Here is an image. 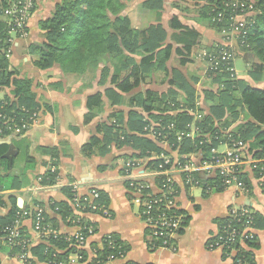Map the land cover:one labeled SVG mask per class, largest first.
Here are the masks:
<instances>
[{
	"label": "trees",
	"instance_id": "1",
	"mask_svg": "<svg viewBox=\"0 0 264 264\" xmlns=\"http://www.w3.org/2000/svg\"><path fill=\"white\" fill-rule=\"evenodd\" d=\"M11 1L0 0V16L1 10L9 6ZM188 1L200 6L202 18L213 26L217 33L219 28L211 22L208 16L209 7L206 5V0ZM252 1L254 2V13L247 20L249 28L245 45L238 47L235 58L238 54L244 56V63L247 65L250 78L259 80L264 74V0ZM35 2L36 0H33V10ZM162 3L163 0H143L141 8L154 13L156 15L154 21L159 22ZM128 6L127 0H62L55 5L49 18L38 23L45 41L41 44H32L28 48L31 55H39V59L34 62L36 67L47 70L57 65L65 78L80 79L84 88L91 86L90 82L102 62L106 59H117L111 77L108 67L102 68L98 84L104 85L110 77L109 83L114 88L106 90L104 95L111 105L125 106L127 112L118 111L110 117L113 123L100 125L98 132H101L102 138L92 137L82 147L83 153L91 154L96 148L105 150L107 146L114 144L118 148L127 147L135 151V154L127 158V161L145 159L146 168L157 169L158 166L163 165V161L158 157L161 154L166 155L160 146V142H163L169 146V149L177 150L178 159L175 160L177 168L187 162V159L182 158L183 155L195 154L200 157L201 163H204L208 160L210 151L220 145L230 146L233 143L243 142L248 145V152L251 153L253 159H261L264 156V131L261 129L264 125V89L252 88L244 81L233 79L230 73L206 72L211 81L218 84V89L203 92L205 101H209L211 105L208 107V113L199 120L194 119L198 111L195 89L190 81L175 69L170 74H166L167 77L170 76L168 81L170 89L167 92L159 94L145 91L128 98L124 97L143 84L154 71L165 72V63L169 60L172 51L170 45L163 47L166 33L160 23L149 24L142 29L133 30L131 28L126 14L129 10ZM171 28L176 31L171 36V40L182 45V50L189 54L197 45L199 35L194 30L181 26L175 18L171 20ZM7 30V26L0 23V88L12 89L11 92L17 98V102L13 103L7 98L1 100L0 114L13 113L24 116L26 112L31 114L40 108L30 97V81L12 78L16 76L15 72L8 71L6 53L9 49V36ZM177 52V55L181 54L180 51L177 50ZM187 62L189 61L183 58L179 63L184 66ZM86 106L88 110L86 118L90 119L94 113L101 111L102 95L97 93L89 96L86 99ZM137 110L144 113L146 117ZM241 112H245L249 120L239 124L232 131H227V127L238 120ZM190 125L196 129L195 136L178 139V134L189 132ZM5 152L6 146L0 145V158ZM48 152L54 156L53 150H48ZM172 162L173 159L170 158V164L163 166V169H168ZM181 174L183 181L189 177L203 185L204 191L208 188L210 191L207 193L222 192L226 189L220 177L202 181L197 171ZM42 181L51 185L55 181V176L47 172L42 177ZM164 181V176L157 173L153 184L156 188H160ZM237 183L240 186L248 185L242 174L239 175ZM124 185L127 190L139 187L142 193H149V190L142 188L141 183L125 181ZM96 192L99 199L95 204L107 207L106 196L99 191ZM159 195L156 197H160ZM127 196L131 199L129 194ZM67 198L69 201L66 203L52 205V209L60 216L64 224L81 230L93 226L83 217L75 215L76 212L92 213L88 209L87 202L83 204L80 201V208L74 209L73 212V194L70 190L67 191ZM18 212L19 210L13 207L6 217L0 218V237L4 236L1 230L13 223ZM163 212H166L164 208L158 207L153 214L157 216ZM174 212L181 214L180 211ZM43 218V227L56 234L41 239V246L26 249L27 252L31 251L40 262L67 264V257L77 255L80 257L79 261L84 264H107V259L117 254L119 250L125 255L127 253V247L114 235H110L102 239L100 249L93 244L89 246L92 254L89 259L85 250L77 249L73 238L68 241L69 237L58 233L55 221L47 218L45 214ZM250 219V227L254 232L259 227L261 219L253 213ZM217 226L218 231L228 226L243 229L241 222L228 218L217 221ZM148 235L151 238L152 247L159 244V241L152 239L150 232ZM254 238L247 242L248 248L255 247L252 242ZM214 241L216 240L212 238L208 243ZM3 249L7 247L0 242V251ZM227 250L226 248L223 250L225 256ZM21 252L22 249L18 247L11 251L9 256L12 257ZM236 258L241 259L242 264L253 263L252 253L245 250L237 253Z\"/></svg>",
	"mask_w": 264,
	"mask_h": 264
},
{
	"label": "crops",
	"instance_id": "2",
	"mask_svg": "<svg viewBox=\"0 0 264 264\" xmlns=\"http://www.w3.org/2000/svg\"><path fill=\"white\" fill-rule=\"evenodd\" d=\"M61 1L36 0L34 12L28 23L27 36L13 44L11 56L8 59V70L15 72L17 79L31 81L30 96L39 105L40 110H38L39 117L36 124L29 131L0 138L6 146V152L0 158V218L6 217L13 207L19 211L37 207L47 218L55 221L61 236L72 237L78 228L64 224L60 216L52 209V205L69 201L67 191L70 190L72 193L71 187L75 185L81 196L95 190L104 194L108 201L109 217L107 218L97 213H75L76 216L86 219L95 229V234L87 239L83 248L89 255V259L92 257L89 246L93 244L100 249L102 239L114 235L127 247L125 258L119 264H235L233 255L225 256L220 250L207 251L206 244L218 232L217 221L227 219L232 207H247L261 220L259 227L254 230L255 238L252 242L255 247L245 251L252 253V264H264V185L262 177L250 164L252 156L248 148L247 153L243 155L244 165L241 168V174L247 180L246 186L232 185L222 192L206 193L202 189L186 188L182 174L174 173L177 191L174 202L178 211L184 216V224L175 234L170 249H155L151 246V238L140 218L139 207L127 196L129 193L124 185V163L127 158L135 154V151L127 147L118 148L114 144L107 146L105 150L96 148L91 154H84L82 151V147L92 137L102 138L98 128L104 123H113V119L110 118L112 114L118 111L127 112L125 106L111 105L104 95L106 90L114 88L109 83L113 69L110 68V77L107 82L99 85L100 70L107 64L105 63L97 72L94 84L84 88L77 78H65L57 65L47 70L38 69L34 66V62L39 59V56L28 52L30 45L41 42L42 33L38 23L49 18L55 5ZM142 1L133 0L129 12L135 11L138 6L141 8ZM141 13L146 16V19L137 29L160 23L166 33L163 47L170 45L172 51L169 60L165 63V72L154 71L143 84L124 97L128 98L145 91L159 94L167 92L170 89L168 85L170 76L167 77L166 74H170L175 69L193 85L198 109L194 119L202 118L208 113V107L211 105L209 101H205L203 92L216 91L218 84L204 74L203 67L196 61L201 58L207 46L219 42V35L202 18L200 6L188 0H163L159 22L154 21L156 18L154 13L144 11L142 8ZM172 18H175L181 26L192 29L199 35L197 45L189 54L182 50V45L171 40V36L176 33L171 28ZM177 50L181 54L177 55ZM183 58L189 62L181 66L179 62ZM235 60L242 64L241 71L237 72L235 63L236 79L246 82L252 88L263 90L264 74L259 80H252L244 63V56L238 54ZM53 78L57 79L56 82L62 83L61 87L52 86L55 83L51 81ZM157 78H161L159 82ZM11 90L8 89L7 94ZM97 93L102 95L103 107L99 113H94L92 118L87 119L86 99ZM141 115L146 117L144 113ZM248 120L247 114L241 112L238 120L227 127V131H232ZM261 129L264 131V125ZM160 146L173 161L178 159L177 150L169 149L166 143ZM48 150H53L54 156ZM215 151L225 154L228 152V145H220ZM190 154L192 153L183 155L182 158H188ZM192 156L196 162L198 160L200 162L199 156L195 154ZM139 161L143 168L142 171H133L134 176L151 170L145 167V159ZM47 172L55 176V181L51 185L42 181V177ZM208 175L210 174L207 172L204 175L199 171L198 177L202 181L212 179H208ZM153 179L144 177L142 180L155 191L157 188L153 184ZM24 228L28 237L34 241L32 247L41 246L42 242L36 240L31 224L26 222ZM28 261H31L29 264H46L38 261L31 251ZM66 263L84 264L76 260L74 256H70ZM0 264L28 263L10 257L8 249H3L0 251Z\"/></svg>",
	"mask_w": 264,
	"mask_h": 264
},
{
	"label": "built area",
	"instance_id": "3",
	"mask_svg": "<svg viewBox=\"0 0 264 264\" xmlns=\"http://www.w3.org/2000/svg\"><path fill=\"white\" fill-rule=\"evenodd\" d=\"M10 4L13 5L1 10V17L7 19V26L11 32L18 33L21 37L24 36L25 38L27 36V18L29 12L34 8L33 0H13ZM206 5L209 7L208 16L211 22L218 26L219 31L217 34L221 37L214 51H210L208 54H202L204 63L207 66V72L212 74L230 72L231 74L234 72L235 52L238 47L241 48L245 45L249 28L247 26L249 25L247 20L251 18L254 13V2L252 0H206ZM9 19L13 20L10 25ZM8 53H10V51H8ZM231 77H233L232 74ZM38 117V111L31 114L26 112L24 116L13 113L0 114V138L2 139L9 135L26 133L36 124ZM195 132V127L190 125L189 132L187 134H178V139L192 138L195 136ZM162 144L163 142H160V145ZM247 147L248 145L243 142L233 143L228 146V152L225 154H219L213 149L210 151L208 160L204 163H201V161L199 162V160L197 163L196 159L190 154L188 158H185L187 162L183 164L182 167L178 166L176 168L175 166H177V163L173 161L166 170L163 169V166L170 164V156L161 154L158 159L163 161V165L158 166L157 169L151 168L149 172H141L139 176L133 175V171L135 170L142 171L143 165L139 160H130L124 163L123 179L131 183H141L143 185L142 188H145L146 191L149 190V193L145 192L144 194L139 187H135L134 189L128 190V193L131 197L130 200L139 207L140 218L149 230L152 239L154 241H159V244L153 246V248L170 249L175 234L184 224V216L174 212L178 211L174 202L177 192L173 178L174 173L189 174L201 171L205 175L207 172V174H210L207 176L208 179L220 177L222 179V185L226 189L232 185L240 186L237 183V179L244 165L243 155L247 153ZM198 158L200 159V157ZM261 163H264V156L258 160L253 158L250 159V164L253 166L254 171H257L256 173L262 177V184L264 185V165L261 166ZM157 173H161L165 181L162 187L153 191L154 189L151 190L150 185L146 184L142 179H144V177L153 179ZM183 184L190 189H202L203 192L205 189L203 185H200L197 181L189 177L183 181ZM71 188L73 193V212L74 209L80 208L79 202L82 201L83 204L87 202L90 212L97 213L105 218L109 217L108 208L106 206L95 204L99 199V195L95 190L81 196L78 194L77 186L74 185ZM207 191L210 190L206 188L205 192L207 193ZM156 193L160 194V197H156L158 195H155ZM158 207H163L166 212L155 216L153 212L157 210ZM79 213L85 214L83 212ZM251 215L252 213L247 207H232L229 210L227 218L241 222V227H243V229L230 226L222 228L213 237L216 241L213 243L207 242V251H223L226 248L228 249L227 256L230 257L233 255V262L235 264H242L241 259H237L236 255L241 251L247 250V242H250L254 238L253 229L250 227ZM43 216L42 210L37 207L21 209L17 213L13 223L10 226H5L1 230L4 236L0 237V242L7 247L9 253L18 247L22 249L20 254L12 256V258L23 263H27L29 259V252H27L28 250L26 249L31 248L34 241L28 237L25 231L24 224L26 222L31 224L32 231L37 241H41V239L45 237L56 234L50 229L43 227ZM82 231L85 232L83 233ZM94 234L95 229L92 226L86 227L83 230L78 228L75 235L69 237L67 240L69 241L73 238L75 241L74 245H76L77 249L83 250L87 239ZM70 256H74L78 261L80 260V257L77 255ZM70 256L67 257V260H69ZM124 258V252L119 250L117 254L107 259V264H119Z\"/></svg>",
	"mask_w": 264,
	"mask_h": 264
},
{
	"label": "rangeland",
	"instance_id": "4",
	"mask_svg": "<svg viewBox=\"0 0 264 264\" xmlns=\"http://www.w3.org/2000/svg\"><path fill=\"white\" fill-rule=\"evenodd\" d=\"M13 1V0H12ZM11 1V2H12ZM127 2H128V7H130V5L133 3V0H127ZM13 4H10L9 6H7V7H10V6H12ZM6 7V8H7ZM34 12V10H32V11H30L29 12V16H28V18H27V29H26V34H27V30H28V23H29V20H30V18H31V16H32V13ZM126 14H127V17L129 18V21H130V26H131V28L133 29V30H136L137 29V27H139L140 25H141V22H145V19H146V16L144 15V14H142L141 13V8H139V6L138 7H136V9H135V11H133V12H129V10L126 12ZM13 20H10L9 19V25H10V23L12 22ZM0 23H4L6 26H7V19H5V18H3V17H1L0 16ZM212 28H213V26H211ZM7 29H8V26H7ZM41 33H43V32H41ZM7 34H8V36H9V49H8V51H10V53H8V51H7V53H6V58L7 59H9V57L11 56V49H12V46H13V44L16 42V41H18V40H23L24 39V36L23 37H21L18 33H14V32H11L10 31V29H8L7 30ZM41 38V42H40V44L41 43H43V41H45L44 40V37L43 36H41L40 37ZM221 40V37H220V35H219V41ZM216 49V44H211V45H209V46H207L204 50V53H206V54H208L210 51H214ZM30 54V53H29ZM39 56V55H38ZM234 66H235V63H236V71L237 72H240L241 71V68H242V64H241V62L240 61H236L235 59H234ZM199 65H201L202 67H203V72H204V74L206 75V72H207V66H206V64L204 63V59H203V56H202V58H200L199 60L197 59V61H196ZM105 63H107V64H105ZM105 64V65H104ZM117 64V59H112V60H110V59H106L104 62H102L100 65H99V68H98V71H99V69H101V67L104 65V67H108V70H110V68H112V66H113V68L112 69H114V66ZM35 66V65H34ZM38 68V67H37ZM51 68H53V66L51 67ZM51 68H49V69H51ZM38 69H40V68H38ZM102 70V69H101ZM101 70H100V73H101ZM9 71V70H8ZM61 71V70H60ZM97 71V72H98ZM97 72L95 73V77L92 79V81L90 82V84H91V86L94 84V82L96 81V75H97ZM62 73V72H61ZM112 73H113V71H112ZM225 73H230V72H225ZM232 74V76H233V79L235 78L236 79V77H235V69H234V72H232L231 73ZM63 75V74H62ZM112 75V74H111ZM237 75V74H236ZM159 76H161V75H159ZM17 76H13L12 78H16ZM70 78H75V77H70ZM70 78H68V79H70ZM17 79V78H16ZM160 79L161 78H157L156 80L159 82L160 81ZM22 80H24V79H22ZM78 80H80V79H78ZM52 82H54L55 81V83L54 84H52V86H54V87H61V85L60 84H62L61 82H56L57 81V79L56 78H53V80H51ZM30 83H31V81H30ZM51 83V82H50ZM31 85H32V83H31ZM204 86L205 85H207V84H203ZM90 86V87H91ZM2 90H0V101L1 100H4L5 98H7V99H9L11 102H13V103H16L17 102V98H15L14 96H13V94H12V92H9L8 94H7V90L8 89H10L9 87H2L1 88ZM31 91V90H30ZM31 97V96H30Z\"/></svg>",
	"mask_w": 264,
	"mask_h": 264
},
{
	"label": "water",
	"instance_id": "5",
	"mask_svg": "<svg viewBox=\"0 0 264 264\" xmlns=\"http://www.w3.org/2000/svg\"><path fill=\"white\" fill-rule=\"evenodd\" d=\"M0 145H5V143L0 141ZM9 147H10V146H9Z\"/></svg>",
	"mask_w": 264,
	"mask_h": 264
}]
</instances>
